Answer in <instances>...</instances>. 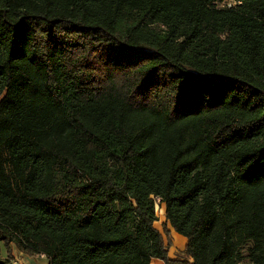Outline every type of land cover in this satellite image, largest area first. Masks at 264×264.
<instances>
[{
    "label": "trees",
    "instance_id": "16d2710c",
    "mask_svg": "<svg viewBox=\"0 0 264 264\" xmlns=\"http://www.w3.org/2000/svg\"><path fill=\"white\" fill-rule=\"evenodd\" d=\"M12 247L264 264V0H0V264Z\"/></svg>",
    "mask_w": 264,
    "mask_h": 264
},
{
    "label": "crops",
    "instance_id": "0c3cea01",
    "mask_svg": "<svg viewBox=\"0 0 264 264\" xmlns=\"http://www.w3.org/2000/svg\"><path fill=\"white\" fill-rule=\"evenodd\" d=\"M162 210H163V213H161ZM154 224H156L158 226V228H156L155 226L154 227L161 234V236L163 238V241H164V244L167 245L169 243V246L167 247L168 248L167 249L168 258L171 259V260L177 259V257H179L182 254L183 250L185 249L186 239L184 237L176 234L172 230L170 225L168 223H166L165 218H164V206L163 205H161V207H160L159 215L157 216V221ZM164 226H165L166 231L168 232V236L167 237H166V235L164 234V231H163V227ZM13 248L14 247H12V253H13V257H14ZM17 253H18V256H22L23 258H25L24 259V261H25L24 264H46L45 261L44 262H40V261L38 262L37 260H35V258L37 259V257L30 258V257H27L25 255H22L18 251H17ZM150 264H163V263L160 260L152 259L150 261Z\"/></svg>",
    "mask_w": 264,
    "mask_h": 264
},
{
    "label": "rangeland",
    "instance_id": "374dc122",
    "mask_svg": "<svg viewBox=\"0 0 264 264\" xmlns=\"http://www.w3.org/2000/svg\"><path fill=\"white\" fill-rule=\"evenodd\" d=\"M160 207L161 206H157V208H155V211H156V215L158 216L159 215V210H160ZM161 213H163V210L161 211ZM154 226L156 227V228H158V226L156 225V224H154ZM13 252H14V261L17 263V264H24L25 263V261H24V259L25 258H23L22 256H18V253H17V251L13 248ZM35 260H37L38 262L40 261V262H46V260H45V258L44 257H41V256H39V257H37V259L35 258ZM47 263V262H46Z\"/></svg>",
    "mask_w": 264,
    "mask_h": 264
},
{
    "label": "built area",
    "instance_id": "2783aa9c",
    "mask_svg": "<svg viewBox=\"0 0 264 264\" xmlns=\"http://www.w3.org/2000/svg\"><path fill=\"white\" fill-rule=\"evenodd\" d=\"M154 205H155V208H157V206H161L162 204H160L159 199H155ZM41 257H43V256H41ZM15 264H17V263L15 262Z\"/></svg>",
    "mask_w": 264,
    "mask_h": 264
}]
</instances>
